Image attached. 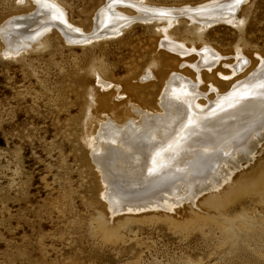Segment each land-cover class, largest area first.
Segmentation results:
<instances>
[{
    "label": "rangeland",
    "instance_id": "rangeland-1",
    "mask_svg": "<svg viewBox=\"0 0 264 264\" xmlns=\"http://www.w3.org/2000/svg\"><path fill=\"white\" fill-rule=\"evenodd\" d=\"M54 1L60 21L83 34L93 32L104 2ZM132 1L183 11L224 0ZM33 6V0H0V30ZM122 10L137 15L130 6ZM184 20L169 28L171 43L212 47L228 61L238 52L264 58V0H245L235 24L212 23L200 31ZM49 27L43 44L16 53L0 32V264H264V129L215 187L199 194L178 189L172 206L136 213L116 211L106 199L109 182L91 144L108 114L99 100L125 102L131 112L127 85L153 80L147 72L153 64L158 77L190 74L180 63L196 59L195 52L172 55L161 45L167 38L156 20L129 22L114 29L122 36L88 42H69ZM141 91L150 101L143 111L150 113L151 105L159 112L160 86ZM131 114L140 121V113ZM228 146L210 154L227 155ZM213 175L216 180L221 173Z\"/></svg>",
    "mask_w": 264,
    "mask_h": 264
},
{
    "label": "bare ground",
    "instance_id": "bare-ground-1",
    "mask_svg": "<svg viewBox=\"0 0 264 264\" xmlns=\"http://www.w3.org/2000/svg\"><path fill=\"white\" fill-rule=\"evenodd\" d=\"M244 2L224 0L195 9L166 11L138 1L104 0L94 20V29L98 26L100 32L90 35L81 33L78 26L61 22L62 11L58 10L60 6L54 0H33L31 10L13 16L0 32L5 35L10 53H16L34 42L43 44L49 26L56 25L61 31L54 28L69 42H74L75 37L80 40L77 42H88L108 33L117 34L115 28L133 20L149 19L163 23L162 33L167 41H162L161 45L176 58L195 52L197 60L180 63L182 69L190 68L191 73L187 76L173 71L171 77H158L153 64L147 71L152 73L153 80L127 85L126 89L131 93L127 103L134 102L131 112L136 116L140 113L139 122L134 121L125 102L110 106L111 100L107 96L98 102L104 109L102 112L108 113L106 118H110L103 120L91 142L97 149V166L103 169L109 182L104 181L108 191L106 199L116 211L136 213L151 210L159 203L172 206L176 193L179 199L178 189H182L181 194L190 189L199 194L203 189L215 187L214 184L219 185L229 164L235 163V157L247 153L254 144L253 138L264 129L263 57L238 52L236 59L228 61L212 47H186L168 41L174 40L169 28L180 17L200 31L212 23L235 24ZM127 6L134 8L137 15L122 10ZM158 86L160 95L155 103L160 111L154 112L156 108L150 105L151 112H146L147 109L144 114L143 109L150 101L145 99L141 90ZM123 116L124 120H120ZM106 120L117 121L115 124L119 125L105 123ZM219 123L223 125L212 129ZM248 132L250 134L246 136ZM223 143L229 145L225 149L227 155L210 154ZM186 147L192 148L190 152L184 151ZM106 161L112 164L108 167L103 164ZM215 171L221 175L213 180ZM209 180L210 183L206 184ZM160 192L165 196L159 197Z\"/></svg>",
    "mask_w": 264,
    "mask_h": 264
},
{
    "label": "water",
    "instance_id": "water-1",
    "mask_svg": "<svg viewBox=\"0 0 264 264\" xmlns=\"http://www.w3.org/2000/svg\"><path fill=\"white\" fill-rule=\"evenodd\" d=\"M66 19L64 18V21H65ZM134 21H138V20H133V22L132 23H136V22H134ZM60 24H62V23H60ZM54 27L55 28H57V29H59L56 25H54ZM59 31H61L60 29H59ZM100 32V30L98 29V26H97V28H95L94 30H93V32L90 34V35H95L96 33H99Z\"/></svg>",
    "mask_w": 264,
    "mask_h": 264
}]
</instances>
